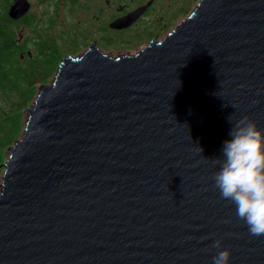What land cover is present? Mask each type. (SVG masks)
<instances>
[{
  "label": "water",
  "instance_id": "95a60500",
  "mask_svg": "<svg viewBox=\"0 0 264 264\" xmlns=\"http://www.w3.org/2000/svg\"><path fill=\"white\" fill-rule=\"evenodd\" d=\"M28 114L5 164L0 264H213L221 250L264 264V236L214 182L229 118L264 129V0H197L136 55L66 57Z\"/></svg>",
  "mask_w": 264,
  "mask_h": 264
},
{
  "label": "rangeland",
  "instance_id": "374dc122",
  "mask_svg": "<svg viewBox=\"0 0 264 264\" xmlns=\"http://www.w3.org/2000/svg\"><path fill=\"white\" fill-rule=\"evenodd\" d=\"M150 1L30 0L28 14L13 20L8 10L14 0H0V28L14 41L6 58L0 54V70H5L7 77L0 74V191L9 149L23 136L28 110L41 87L54 82L59 57L81 56L93 39H99L101 51L113 58L136 55L183 22L197 0H153L155 6L142 16V22L137 24L139 19L126 32L109 29V22ZM52 50L59 54L52 57Z\"/></svg>",
  "mask_w": 264,
  "mask_h": 264
},
{
  "label": "clouds",
  "instance_id": "9594fccd",
  "mask_svg": "<svg viewBox=\"0 0 264 264\" xmlns=\"http://www.w3.org/2000/svg\"><path fill=\"white\" fill-rule=\"evenodd\" d=\"M229 119L231 139L224 142L222 158L214 160L219 164L215 187L221 198L235 206L249 233L264 236V129L247 118L235 123ZM214 247L219 248L220 242ZM229 259V251L221 250L213 257V264H229Z\"/></svg>",
  "mask_w": 264,
  "mask_h": 264
},
{
  "label": "flooded vegetation",
  "instance_id": "af4514ba",
  "mask_svg": "<svg viewBox=\"0 0 264 264\" xmlns=\"http://www.w3.org/2000/svg\"><path fill=\"white\" fill-rule=\"evenodd\" d=\"M28 1H30V0H28ZM151 1H153V0H151ZM108 2H109V1H108ZM146 5H147V4H146ZM142 6H145V5H142ZM142 6H137L133 11H135L136 9H138V8H140V7H142ZM153 6H155V3H154V2H152L151 6L148 8V10H147L145 13L148 14L150 11H152ZM133 11H131V12H133ZM131 12H129V13H131ZM129 13H127L126 15H128ZM145 13H144V14H145ZM144 14H143V15H144ZM146 14H145V15H146ZM126 15H124V16H126ZM143 15H142V16H143ZM145 15H144V16H145ZM124 16H121V17H119V18H122V17H124ZM142 16H141V17H142ZM144 16H143V17H144ZM141 17L139 18L140 20L138 19L139 21L137 20L138 22L136 21L137 24H138L140 21L142 22L143 17H142V18H141ZM119 18H117V19H119ZM117 19H116V20H117ZM116 20H113L112 22H109V23H108V27H109V29L112 30V31H116L115 33L126 32V31H128V30L130 29L129 27H131V26L133 25V24H132V25H130V26H128V27H125V28H114V27H111L110 24H112V23H113L114 21H116ZM134 24H135V23H134ZM132 27H133V26H132ZM128 28H129V29H128ZM155 41H157V40H152V41L150 42V44H151L152 42H155ZM99 43H100V40H99V39H93V40H91V42H90V46H89V48H88L86 51L90 50L93 44H95V46L97 47V49H99V50L101 51L100 46H99ZM150 44H149V45H150ZM147 46H148V45H147ZM147 46H146V47H147ZM143 49H144V48H143ZM143 49H142V50H143ZM86 51H85V52H86ZM140 51H141V50H140ZM52 52H53V53L51 54L52 57L54 56L53 54H57V55L59 54V52H58L57 50H52ZM85 52H84L83 54H85ZM101 52H102V51H101ZM138 53H139V51H138ZM29 54H31V53H29ZM83 54H82V55H83ZM104 54H105V53H104ZM106 55H107V54H106ZM66 57H74V56L71 55V54H68V55H63L61 58L59 57V61H60V63H59V62L57 63V65H56V68H57V69H59L62 60H63L64 58H66ZM119 57H120V56H119ZM49 63H50V62H49Z\"/></svg>",
  "mask_w": 264,
  "mask_h": 264
},
{
  "label": "trees",
  "instance_id": "16d2710c",
  "mask_svg": "<svg viewBox=\"0 0 264 264\" xmlns=\"http://www.w3.org/2000/svg\"><path fill=\"white\" fill-rule=\"evenodd\" d=\"M0 41H1V43H0L1 49L0 50H2V52H0V54L2 53V56H4V58H6V50H8V54H9L10 48L14 47V41L11 39L10 36L6 35L4 30L1 28H0ZM51 61H52V59H51ZM0 74L2 75L3 78L7 79L5 70H0Z\"/></svg>",
  "mask_w": 264,
  "mask_h": 264
}]
</instances>
